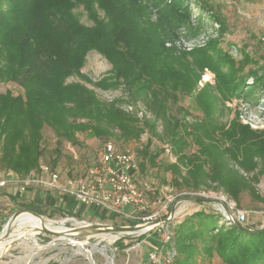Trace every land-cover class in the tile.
Here are the masks:
<instances>
[{
	"label": "trees",
	"instance_id": "16d2710c",
	"mask_svg": "<svg viewBox=\"0 0 264 264\" xmlns=\"http://www.w3.org/2000/svg\"><path fill=\"white\" fill-rule=\"evenodd\" d=\"M188 1L0 0V81L21 89L17 95L0 93V168L22 177L37 170L45 126L59 144H77V132L122 141L147 134L140 170L149 163L169 173L164 184L175 192L216 193L237 208L244 196L264 202L257 190L264 180V129H252L237 116L224 122L215 110L230 96L249 97L264 87V79L251 74L254 86L243 89L239 66L212 44L187 56L165 48L179 26L189 25ZM197 2L207 9V1ZM77 6L91 25L74 14ZM91 51L111 66L98 81L81 75ZM207 67L215 73L217 95L207 87L194 92ZM73 77L80 82H67ZM86 84L103 91L121 88L126 101H101ZM183 97L193 98L200 115L178 104ZM153 139L171 149L174 162L160 157L163 150L149 153ZM21 207L48 218L65 214L58 207L43 210L38 202ZM169 226L173 264H199L197 258L264 264V231H242L204 210Z\"/></svg>",
	"mask_w": 264,
	"mask_h": 264
},
{
	"label": "rangeland",
	"instance_id": "374dc122",
	"mask_svg": "<svg viewBox=\"0 0 264 264\" xmlns=\"http://www.w3.org/2000/svg\"><path fill=\"white\" fill-rule=\"evenodd\" d=\"M205 1H207L208 4L207 9L201 8L197 0L188 1L187 4L191 8L189 11V25L179 26L174 36L165 42V48L172 50L176 54L187 56V54L212 44L213 47L221 50V53L232 60L235 65L239 66V75L245 78L243 89H251V87L254 86L251 74L264 79V0ZM73 12L80 22L91 25L82 6H77ZM199 17H201V19H198ZM221 29L224 30L222 35L220 34ZM221 68L222 70L226 69L225 66ZM110 69V64L100 54L91 51L86 55L84 66L81 69V75L88 80L98 81L109 74ZM73 81L80 82V79L73 77L67 80V82ZM86 86L93 90L96 97L101 101L108 102L117 98L126 101L121 88L103 91L88 84H86ZM205 87H207L211 93L217 95L216 76L213 70L208 67L204 68L203 71L199 73V79L195 86L196 91L194 92ZM6 91L11 92L13 95L21 93V89L16 84L0 81V93H5ZM223 100L224 106H222L221 101L215 104L217 115H223L221 117L222 121H229L237 116L243 124L248 125L252 129H264V87L254 90L247 98L230 96ZM178 104L185 107L192 115H200L197 113L199 112V108L194 103L192 97H183ZM121 108L125 111L126 109L129 110L126 104H121ZM177 108L178 105H174L171 107V111L176 113ZM139 116H141V113H139ZM187 120L191 121L192 118L188 116ZM75 136L77 144H71L66 141H61L59 144L54 131L45 126L42 129L41 148L43 154L39 166H47L58 172L62 177H85L87 169L98 163V155L104 142H111L118 149L128 151L139 165L141 156L139 152L146 145L148 138L147 134H143L138 140L130 141L117 140L114 136L97 139L91 137L87 132H77ZM165 147L168 146L162 145L160 142L153 139L149 147L150 152L149 150L148 152L154 155L157 154L158 151L160 152L163 150L160 157L166 158L168 163L174 162L175 160L171 153V149L168 147L169 152H166ZM55 150H57L58 153ZM156 161L159 160L157 159ZM0 171H3V169L0 168ZM140 172L139 184H141V188L144 189L145 187L150 204L157 200L164 201L165 198L176 196L179 193L175 192L171 186L164 184V182L170 179V174L165 173L162 169L151 167L148 163L146 168L143 171L140 170ZM23 186L27 191L22 192V197H19L16 203L11 202L9 206L10 210H5V213L2 212V214H0V230L13 213L25 210L20 206L31 202L34 195L39 196L40 194L42 195V193L45 194L44 190H39L37 187ZM257 190L264 198V180H261L257 185ZM41 195L39 199L40 202H43L46 199ZM197 195L220 198L228 205L231 212H241L245 215L244 224L247 227L259 228L264 225V202L255 201L248 196H244L241 206L237 208L234 203L228 202L226 197L216 193L201 192ZM50 196L51 198H49V200L53 198V195ZM7 202L8 201L4 198L0 202V206L7 209L5 206ZM76 204V202H72L71 205L68 204V206L65 207L68 210L64 211L66 215L56 213L53 218H48L45 215H41L42 218H37L26 212L21 213L12 223L10 233L15 234L28 231L32 226L28 225L29 222L35 219H38L37 222L49 221L54 226L62 229H65L64 226H75V221L128 226L138 223V221L124 220L121 216L109 217L99 212L97 214L93 209H84L85 211H82V209H80L81 206H79V204H77V206ZM18 205L20 206L18 207ZM41 205L43 210L50 211L49 207L44 202ZM170 207L171 205L169 209ZM152 208L151 206V209ZM182 209H184L183 215H180L181 217L177 219L182 218L183 220L188 217L189 213L197 210H204L217 214L218 219H221L222 216L218 208L212 205L184 203V207H182L181 204L178 211H182ZM130 211H132V209H130ZM41 227L42 226H40V228ZM45 227L48 228L50 226L45 225ZM5 233L6 229L4 228L3 231L0 232V236ZM36 233L37 232H34L32 234L35 242H32L31 238L27 237L12 243L7 251L0 256V264H90L85 257L90 259L93 264H109L110 260L108 257L112 258L113 264H148L146 258L147 253L151 248L157 246L156 239L153 238V235L145 238L148 234L124 235L122 237L113 235V238L116 239H110L107 235L92 236L90 238L80 237L74 239V244L76 245H68L67 241L70 243L73 242L65 238L66 240L61 244L49 245L48 243L50 241L58 240V238L48 234ZM117 242H119V244H117ZM3 244L4 240L1 239L0 249ZM91 246H94L95 249H92ZM103 246H105V248ZM77 248L84 253L85 257L83 255H76ZM197 263L220 264V261L217 258H213L209 263L207 260L202 261L200 258H197Z\"/></svg>",
	"mask_w": 264,
	"mask_h": 264
},
{
	"label": "built area",
	"instance_id": "2783aa9c",
	"mask_svg": "<svg viewBox=\"0 0 264 264\" xmlns=\"http://www.w3.org/2000/svg\"><path fill=\"white\" fill-rule=\"evenodd\" d=\"M165 151L169 152V148L165 147ZM3 173L5 172L0 173V188H4L7 184ZM85 174V177L80 178L62 177L51 168L40 165L37 170L31 171L26 177L19 180L18 184L55 191L71 197L78 204L96 212L111 217L121 216L124 220H133L139 223L165 217L169 206L177 197L197 195L179 192L176 196L165 198L164 201L157 200L150 204L145 187L143 189L139 184L141 172L137 161L131 153L118 149L111 142L102 144L98 163L89 167ZM231 213L239 222L244 223L245 215L243 213ZM169 225H161L144 233L148 236L153 235L157 242V246L151 248L147 253L148 264H173L175 249Z\"/></svg>",
	"mask_w": 264,
	"mask_h": 264
},
{
	"label": "water",
	"instance_id": "95a60500",
	"mask_svg": "<svg viewBox=\"0 0 264 264\" xmlns=\"http://www.w3.org/2000/svg\"><path fill=\"white\" fill-rule=\"evenodd\" d=\"M184 203H195V204H200V205L205 204V205L216 206L218 210L221 212L224 220L227 223L235 226L236 228L242 231L248 232V233H252V234H257V233H261L264 231V225L260 226L259 228H249L244 223L239 222L235 218V216L231 213L228 205L224 201H222L220 198L218 199V198L204 197L201 195H190V196H183V197H179L175 199L172 202L171 207L168 213L166 214V216L161 219L154 220V221L137 223V224L130 225V226L110 225V224H104V223H89L85 221H75L76 223L75 226L73 227L64 226L65 229L62 232L53 231L51 229H48L45 226H42L40 229H38L37 233L52 235V236L57 237L58 240L61 237H65L67 238V240H71L73 242V243H70L69 241H67L68 245H76L74 244L75 243L74 239L80 238V237L90 238L92 236H103V235H111V236L113 235L114 236L141 235L146 232H150L160 227L161 225L171 224L173 222V219H175V216L178 212L180 205ZM24 212L29 213L37 218H42L41 215L33 211H30V210L17 211L8 218L5 225L1 228L0 232H2L3 229L5 228L6 229L5 236L8 237L10 234L12 223L15 221V219L17 218L19 214L24 213ZM70 219L74 220L73 218H70ZM57 242L59 241L52 240L48 244L54 245V244H57ZM81 243H87V242H81ZM92 245L96 246L95 244H92ZM103 247L105 248V246ZM76 255L78 254L76 253ZM108 259L110 260L109 264H113L112 258L108 257Z\"/></svg>",
	"mask_w": 264,
	"mask_h": 264
},
{
	"label": "crops",
	"instance_id": "0c3cea01",
	"mask_svg": "<svg viewBox=\"0 0 264 264\" xmlns=\"http://www.w3.org/2000/svg\"><path fill=\"white\" fill-rule=\"evenodd\" d=\"M4 171V170H3ZM5 173H3V176L5 178V180L7 181V184L4 188H0V202L5 198L8 202L5 203V206L7 207V209L3 208L0 206V214H2V212L5 213V210H10L9 209V206L11 204V202H14L16 203L18 198L19 197H22V192H26L27 189L24 188L23 185H20L18 184V181L23 179L24 177L26 176H19L17 175L16 173L12 172V171H4ZM0 173H2V171H0ZM25 186H29V185H25ZM35 187V186H34ZM40 190V189H39ZM37 191V190H36ZM42 191V190H41ZM40 192V191H39ZM49 194H47V193ZM42 193V192H40ZM44 193H42V197L45 198L46 200H44L43 202L49 207V210L51 209H55L56 207L58 208H61L63 209V211H66L67 209L65 208L66 206H68V204H72V202H75L71 197H68L66 195H63L61 193H58V192H55V191H48V190H44ZM53 193V194H52ZM39 195V196H40ZM50 195H53V198L51 200H49V198H51ZM39 196L38 195H34L33 197V200L31 202H28L27 204H31V203H35V202H38L40 204H43V202H40V199H39ZM55 199V200H54ZM10 201V202H9ZM77 203V202H76ZM78 204V203H77ZM76 204V205H77ZM20 205H18L19 207ZM78 206V205H77ZM76 206V207H77ZM80 209H82V211L85 209V210H92L91 208H87V207H84L82 205L79 204ZM21 207V206H20ZM182 207H184V204H182ZM43 209V207H42ZM84 210V211H85ZM183 210L182 211H178L177 212V215L175 217V219H173V223H179L181 222L182 218L181 219H177L179 217H181L180 215H183ZM68 211V210H67ZM94 211V210H93ZM95 213L98 214V212L94 211ZM65 213V212H64ZM104 214V213H103ZM66 215V214H64ZM106 215V214H105ZM108 216V215H107ZM47 217V216H46ZM110 217V216H109ZM149 236L145 237V238H148Z\"/></svg>",
	"mask_w": 264,
	"mask_h": 264
},
{
	"label": "bare ground",
	"instance_id": "6f19581e",
	"mask_svg": "<svg viewBox=\"0 0 264 264\" xmlns=\"http://www.w3.org/2000/svg\"><path fill=\"white\" fill-rule=\"evenodd\" d=\"M37 220H38V219H37ZM37 220L35 219V220H31V221L29 222L28 225H32V226H31V227L29 228V230L26 231V232L15 233V234H11V233H10L8 237L5 236L6 234H3L2 236H0V240H1V239L4 240V244H3V246H2L1 249H0V256H2V255L7 251V249L10 247V245H11L12 243H14V242H16V241H18V240H23V239H25V238H27V237H30L31 240H32V242H35V240H34L32 234H33L34 232H37L38 229L40 228V226L49 225L50 227H48V229H52L53 231H57V232H62V231H64V229H62V228H58V227L54 226V225H53L51 222H49V221H40V222H37ZM61 220H63V219H61ZM36 222H37V223H36ZM103 236H105V235H103ZM107 236H108L110 239L113 238V236H111V235H107ZM110 239H109V241H110ZM113 239H116V238H113ZM64 240H66L65 237H61L59 240H57V241H59V242H57V243H62V241H64ZM60 241H61V242H60ZM111 241H113V240H111ZM34 246H35V245H34ZM37 248H38V247H37ZM91 248H92V249H95L94 246H91ZM76 253H77L78 255H83V256H84V253H83L79 248H77ZM84 257H85V256H84ZM85 258L89 261L90 264H93V263L91 262L90 259H88L87 257H85Z\"/></svg>",
	"mask_w": 264,
	"mask_h": 264
}]
</instances>
